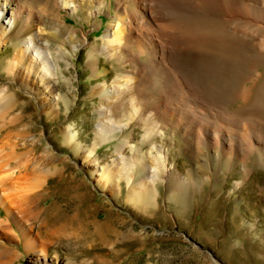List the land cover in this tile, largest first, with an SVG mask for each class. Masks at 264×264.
Segmentation results:
<instances>
[{
  "label": "rangeland",
  "instance_id": "obj_1",
  "mask_svg": "<svg viewBox=\"0 0 264 264\" xmlns=\"http://www.w3.org/2000/svg\"><path fill=\"white\" fill-rule=\"evenodd\" d=\"M16 1L59 96L17 78L18 39L0 46V263L264 264V0ZM113 15L132 33L108 47ZM53 202L89 234L29 214Z\"/></svg>",
  "mask_w": 264,
  "mask_h": 264
},
{
  "label": "bare ground",
  "instance_id": "obj_2",
  "mask_svg": "<svg viewBox=\"0 0 264 264\" xmlns=\"http://www.w3.org/2000/svg\"><path fill=\"white\" fill-rule=\"evenodd\" d=\"M85 1H89L92 3L94 0H60L61 2L60 4H62L65 8L72 9V11H77L79 8L82 7L81 4H83V2ZM142 1L143 3L147 2V0H142ZM201 2L205 3L206 1L205 2L201 1ZM160 5L163 6L161 7L163 8V13H164L166 10L165 0H163V4L162 2H160ZM31 8L32 7H28L27 5L18 2L16 0H0V46L7 44L8 41H11L13 39H18V42H16L15 44L16 47L15 50L17 51L18 60L16 61V63L15 62L13 63L15 64L14 68L16 70L17 78L23 83H33L34 85H36V88L39 89L40 94L42 93L46 95L45 100H47V102L50 100L55 101L59 96L57 93H55L56 91L55 83H57V78H58L57 77L58 70L56 71L57 66H55L56 64L54 63L53 52L49 48L50 39L42 33L43 32L42 28L39 26V24L35 22L34 19H36V15L33 9ZM130 33H132V30L129 31L127 27V19L123 17V15L120 16L113 15L111 19L110 29H108L107 32L105 33L106 40L108 41L107 46L110 47V46L122 45L121 41L124 40L125 42V40H127L128 37L130 36ZM152 44H155V42L153 41ZM74 48L75 50H78L79 45H75ZM62 52H63V56L65 57L64 51ZM1 92L2 91H0V93ZM0 108H1L0 117L3 119L6 117L7 114V112H5L6 108L4 106H1ZM10 121L11 124H15L16 122H18L19 121L18 114L17 116L10 117ZM1 128L4 127H0V130ZM70 135L73 137L74 134L70 133ZM1 155H0V159H2ZM12 155H14L15 160H17V165L20 166L21 164L20 159L23 157V153L17 150L16 151L13 150ZM97 160L98 159H94L91 165H95V168L101 173L103 168L99 166ZM9 162L10 160L0 161V176L1 179L4 181L2 183H5V185L9 183V180L7 179V177H5L2 174V172L7 170L6 165H9ZM13 178H11V180H14ZM2 183L0 182L1 185L0 188L1 187L3 188L4 184ZM145 190L143 188H140L138 193L142 192L144 194H148V191ZM135 192H137V189L133 185L129 191L128 197L131 199V197L133 196V194H135ZM34 195L38 196L37 193H35ZM0 200L3 204H6L5 201H3V199ZM30 209L31 211L29 212V214L32 217H34L35 219L36 218L42 219V225H41L42 227H46L47 231L57 232V234H54V238L61 239L62 236H64L68 238V240H73L74 236H80V234L82 235L84 234L86 236L87 234H89V231L85 227L80 226V224H79L80 226L79 228H77L78 226L73 228L71 216L69 218V216L66 213L59 210L58 204L56 202L51 203L49 207H46V205L45 207H43L40 205V203L39 204L35 203V206L30 205ZM51 209L53 213L50 211ZM26 210H28V208H26L25 211ZM70 230L71 231L74 230V231L70 232ZM47 231H43V232L40 231V235H46L50 240L49 233ZM25 246L27 252H29L32 249L30 245L29 234H27L26 236ZM31 263L43 264L36 258L32 259Z\"/></svg>",
  "mask_w": 264,
  "mask_h": 264
}]
</instances>
